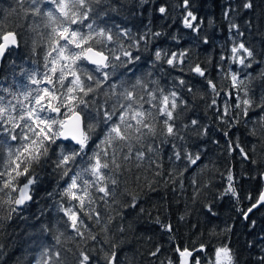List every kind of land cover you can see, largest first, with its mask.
I'll list each match as a JSON object with an SVG mask.
<instances>
[{"label":"snow or ice","instance_id":"1","mask_svg":"<svg viewBox=\"0 0 264 264\" xmlns=\"http://www.w3.org/2000/svg\"><path fill=\"white\" fill-rule=\"evenodd\" d=\"M148 2L138 0L141 7ZM15 3L18 8L10 11L22 13L21 19L28 30L46 43L45 71L21 68L19 75L24 82L13 79L7 86L0 84V211H6L10 220L13 214L20 215L26 210L29 202H33L41 174L48 173L50 168L48 174L57 179V190L47 195L55 201L57 213H62L58 224L70 228L73 239L79 237L95 242L97 235L85 223V218L100 224L98 202L121 204V198L129 197L121 207L138 210L141 214L145 212L139 193L133 194L127 188L118 191L119 175L125 170L131 171L125 165L130 163L140 168L147 162L149 168L155 166L154 175L162 177L165 175L162 146L168 145L171 148L169 162L185 164L178 172L175 167L169 171L168 176L175 184L178 176L201 159L200 152L188 150L187 135L190 132L196 136L206 135L207 127L201 126L199 119L180 123L184 112L189 110L188 102L177 91L186 84L182 76L174 77L172 87L166 90L160 87L159 80L151 79V71L137 75L141 45L146 48L163 33L153 32L150 27L133 33L120 24L110 25V18L106 19L108 11L114 10L110 0H15ZM183 8L186 11L184 27L198 33L200 24L193 23L197 17L189 10V0H183ZM243 8L251 10L252 0H245ZM158 11L163 15L167 9L161 6ZM230 11H225L226 19ZM233 31L237 37L244 36L239 25L230 23L229 32ZM19 35L15 28L5 29L0 24V60L11 49L21 46ZM173 39L178 40L175 36ZM35 43L33 41L34 52ZM203 43H208L207 38ZM187 57L186 50L157 48L152 64L153 67L157 63L167 65L173 72L183 73ZM220 60L229 62L225 75L233 91L225 93L222 106L215 108L218 119L232 127L241 117L252 119L250 113L258 109L260 114L255 123L264 127V70L255 75L244 71L259 63L254 50L243 41L233 39L230 56L222 55ZM231 64H238L240 71H233ZM13 66L15 68L14 62ZM220 67L223 69V64ZM187 70L203 77L212 93L220 96L206 68L197 63ZM161 71L164 72L163 67ZM188 91L193 89L189 87ZM233 99L234 104L230 102ZM216 105L217 99L213 98L209 107ZM98 129L102 131V138L93 140ZM224 135L227 137L228 132ZM228 145L230 153L239 149L243 159L257 163L238 143L233 147L229 141ZM139 179L137 176L136 180ZM227 180L223 195L230 193L239 200L231 171ZM60 182H63L62 187ZM156 183L158 181L148 182L144 188L149 193L156 192ZM260 206H264V193L247 211L241 210L244 219ZM208 210L212 212L211 207ZM155 223L161 224L159 218ZM255 223L252 221L251 225L254 227ZM161 227L169 233L173 231L170 224H161ZM102 231L108 232L107 224ZM119 231L123 233L125 228L121 226ZM230 231L231 228L225 229V232ZM40 232L50 233L51 228L41 224ZM57 233L53 244L38 241L41 251L35 264H99L94 245L87 250L78 245L75 252L63 251L57 246L61 245L64 232L57 228ZM103 243L109 241L105 239ZM110 247L111 250L100 249L104 264H122L118 256L121 245L111 243ZM175 251L180 257L179 264H201V258L194 253L206 252L207 246L201 244L192 250L177 246ZM67 252H72V261ZM159 252L158 247L150 255L156 256ZM257 259L264 264V255ZM168 264L173 262L169 260ZM207 264L238 262L234 249L223 242L213 249Z\"/></svg>","mask_w":264,"mask_h":264},{"label":"trees","instance_id":"2","mask_svg":"<svg viewBox=\"0 0 264 264\" xmlns=\"http://www.w3.org/2000/svg\"><path fill=\"white\" fill-rule=\"evenodd\" d=\"M244 2L245 0H189V10L197 17L193 23L200 24L199 32L196 33L183 25L186 15L183 0H149L142 7L138 0H110L114 9L109 10L106 17L110 18V25L120 24L132 29L133 33L144 32L149 27L153 32L163 33L146 48L141 45L137 75L151 71V79L159 80L160 87L166 90L172 87L174 77L182 76L186 81L182 89H177L189 105V110L184 112L180 123L199 119L200 125L207 127L206 135L196 136L190 132L186 137L188 150L200 152L201 159L197 165L190 166L182 176H178L175 184L171 182L172 177L168 173L174 167L177 172L182 170L185 164L177 162L173 165L169 162L171 148L168 145L162 146L164 150L161 163L165 173L162 177L155 176V166L149 168L147 162L140 168L130 163L125 165L131 171L125 170L119 175L118 191L127 188L133 194L139 193L145 212L141 214L138 210L121 207L129 197L121 198V204L109 201L110 206L98 202L96 207L101 214L100 224L85 218V223L97 235L95 242L84 241L79 237L73 239L72 230L62 223L58 224L62 213H57L55 201L47 195L48 192L57 190V179L48 174L51 171L49 168L48 173L41 174L40 183L35 186L33 202L28 204L26 210L20 215L13 214L10 220L7 219L6 211H0V245L3 246L0 249V264H35L41 251L38 241L53 244L54 236L58 234L57 228L64 232L61 245L57 247L63 251L71 249L75 252L78 245L85 250L94 245V254L99 264H104L100 249L111 250V243L121 245L118 256L122 264H168L169 260L173 264H179L180 257L175 251L177 246L192 250L204 244L207 251L196 252L194 255L201 258V264H207L213 249L223 242H228L234 249L238 264H260L257 258L264 255V206L249 214L247 220L241 212L247 211L258 200L264 187V176L261 175L264 173V127L255 123L260 113L257 109L250 113L252 119L241 117L239 123L229 127L218 119L215 111L226 99L225 93L233 91L231 81L225 75L229 62L220 60L222 55L230 56L233 39L243 41L246 46L251 47L259 61L251 69L244 71L255 75L264 70V0H252L251 10L243 8ZM161 6L167 9L163 15L158 11ZM13 8H18L15 0H0V24L5 29L15 28L20 33L18 39L21 45L11 49L4 61L0 84L5 86L11 84L13 79L24 82V78L19 75L21 68L45 71L43 65L46 43L28 30L26 22L21 19L22 13L18 15L17 12L10 11ZM229 9L231 11L226 19L224 13ZM230 23L239 25L244 36L237 37L235 31L230 33ZM22 24L25 26L19 27ZM173 36L178 40H174ZM205 38L208 40L206 44L203 43ZM33 41L36 42L35 52ZM157 48L168 51L186 50L188 57L185 71L173 72L167 65L160 63L153 67L152 59ZM197 63L207 69L208 78L221 92L219 97L212 93L203 77L187 70ZM231 68L233 71H240L238 64H231ZM189 87L193 89L192 92L188 91ZM213 98L217 99V105L209 107ZM230 102L234 104L235 100ZM101 129L97 130L93 140L102 138ZM226 131L227 137L224 135ZM229 141L233 147L238 143L257 163L252 164L243 159L239 149L230 153ZM229 171L234 176V187L239 200L230 193L223 195L228 186ZM137 176L139 181L136 180ZM151 181H158L155 184L157 191L149 193L144 185ZM60 184L62 187L63 182ZM7 207L4 205V209ZM209 207L212 212H209ZM157 218L161 224H170L173 231L169 233L161 224L155 223ZM252 221L256 222L254 227L251 225ZM41 224H47L51 232L42 234ZM105 224L108 232L102 231ZM121 226L125 228L123 233L119 231ZM226 228H231V231L225 232ZM105 239L109 243H103ZM249 244L252 246L249 247ZM158 247L160 252L156 256L150 255ZM72 252H67L70 261L73 259Z\"/></svg>","mask_w":264,"mask_h":264},{"label":"water","instance_id":"3","mask_svg":"<svg viewBox=\"0 0 264 264\" xmlns=\"http://www.w3.org/2000/svg\"><path fill=\"white\" fill-rule=\"evenodd\" d=\"M4 60V59H3ZM3 60H0V72H1V69H2V64H3ZM262 193H264V187H263V191H262ZM261 193V194H262ZM29 203H31V202H29ZM261 207V206H260ZM257 209V208H256ZM255 210V209H254ZM253 210V211H254Z\"/></svg>","mask_w":264,"mask_h":264},{"label":"bare ground","instance_id":"4","mask_svg":"<svg viewBox=\"0 0 264 264\" xmlns=\"http://www.w3.org/2000/svg\"><path fill=\"white\" fill-rule=\"evenodd\" d=\"M259 208H260V207H258L257 209H259ZM257 209H255L254 211H256ZM254 211H253V212H254ZM250 214H251V213H250Z\"/></svg>","mask_w":264,"mask_h":264}]
</instances>
